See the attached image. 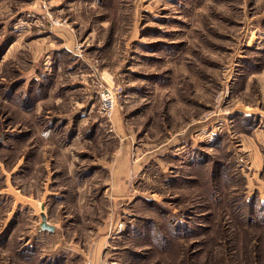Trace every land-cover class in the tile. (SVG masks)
<instances>
[{
  "label": "rangeland",
  "instance_id": "374dc122",
  "mask_svg": "<svg viewBox=\"0 0 264 264\" xmlns=\"http://www.w3.org/2000/svg\"><path fill=\"white\" fill-rule=\"evenodd\" d=\"M90 260L264 264V0H0V264Z\"/></svg>",
  "mask_w": 264,
  "mask_h": 264
},
{
  "label": "built area",
  "instance_id": "2783aa9c",
  "mask_svg": "<svg viewBox=\"0 0 264 264\" xmlns=\"http://www.w3.org/2000/svg\"><path fill=\"white\" fill-rule=\"evenodd\" d=\"M99 111L102 115L107 117L111 116V110L113 108V101L115 98L114 90L107 86H100L99 87Z\"/></svg>",
  "mask_w": 264,
  "mask_h": 264
},
{
  "label": "water",
  "instance_id": "95a60500",
  "mask_svg": "<svg viewBox=\"0 0 264 264\" xmlns=\"http://www.w3.org/2000/svg\"><path fill=\"white\" fill-rule=\"evenodd\" d=\"M41 210H44V206H41ZM46 215L44 213H40V223H39V229L41 231H46L48 233H53L55 230V227L53 225L48 224L46 221Z\"/></svg>",
  "mask_w": 264,
  "mask_h": 264
},
{
  "label": "crops",
  "instance_id": "0c3cea01",
  "mask_svg": "<svg viewBox=\"0 0 264 264\" xmlns=\"http://www.w3.org/2000/svg\"><path fill=\"white\" fill-rule=\"evenodd\" d=\"M112 169H113V167H112V168L110 167V170H109V171L111 172V171H112ZM127 169H128V168H127ZM107 170H108V169H107ZM121 175H123V173H121ZM121 178H122V177H121ZM54 231H55V230H54ZM106 246H107V245H106ZM106 246L102 247V248H101V250H100V252H101V251H102L104 248H106ZM97 251L99 252V250H98V249H96V252H97ZM100 252H99V254H100ZM88 262H89L88 264H91V260H90V261H88Z\"/></svg>",
  "mask_w": 264,
  "mask_h": 264
}]
</instances>
